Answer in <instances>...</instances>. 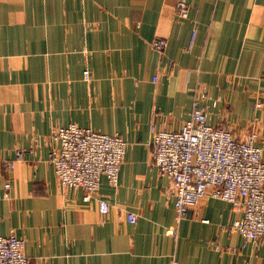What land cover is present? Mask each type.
I'll list each match as a JSON object with an SVG mask.
<instances>
[{"label":"crops","instance_id":"crops-1","mask_svg":"<svg viewBox=\"0 0 264 264\" xmlns=\"http://www.w3.org/2000/svg\"><path fill=\"white\" fill-rule=\"evenodd\" d=\"M195 101L264 147V0H0V235L24 239L29 264H264V238L230 231L225 201L177 221L151 165V125L180 129ZM70 124L127 144L118 186L102 178L89 202L49 164L51 133Z\"/></svg>","mask_w":264,"mask_h":264},{"label":"built area","instance_id":"built-area-1","mask_svg":"<svg viewBox=\"0 0 264 264\" xmlns=\"http://www.w3.org/2000/svg\"><path fill=\"white\" fill-rule=\"evenodd\" d=\"M189 9L183 1L176 5L181 18L188 17ZM166 45L165 39L152 42L158 52ZM83 76L88 81L89 71L85 70ZM150 132L151 165L169 182L167 193L173 198L177 221L185 219L190 210L211 197L229 203L239 213L230 231L245 241L264 238V157L255 129L245 139H238L224 125L211 126L205 108L195 101L190 118L180 129L166 130L153 123ZM49 145V164L59 185L66 190L81 189L83 202L94 197L102 178L111 187L118 186L127 147L119 135L70 124L56 128ZM22 157L23 151H16L15 159L19 161ZM13 167L9 163L8 168ZM97 203L102 214L109 211L105 200L98 199ZM126 219L134 224L137 217L128 213ZM24 247V239L13 233L0 235V264H29Z\"/></svg>","mask_w":264,"mask_h":264},{"label":"rangeland","instance_id":"rangeland-1","mask_svg":"<svg viewBox=\"0 0 264 264\" xmlns=\"http://www.w3.org/2000/svg\"><path fill=\"white\" fill-rule=\"evenodd\" d=\"M176 13H177V15H178V12H177V11H176ZM178 16H179V15H178ZM256 128H257V126H256ZM256 132H257V134H258V137H260V133H259V131H258V128H257ZM262 149H263V151H264V147H262Z\"/></svg>","mask_w":264,"mask_h":264}]
</instances>
